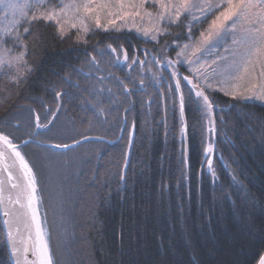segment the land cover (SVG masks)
<instances>
[{
	"label": "trees",
	"instance_id": "trees-1",
	"mask_svg": "<svg viewBox=\"0 0 264 264\" xmlns=\"http://www.w3.org/2000/svg\"><path fill=\"white\" fill-rule=\"evenodd\" d=\"M186 25L171 27L161 52L132 32L93 26L83 44L75 31L61 38L40 21L29 38L38 71L20 85L0 78V133L13 144L34 140L19 151L36 177L55 264H257L264 254V105L206 90L216 132L206 131L202 101L183 79L190 75L167 64L172 45L189 38ZM173 68L185 100L187 157ZM37 115L46 128L36 127ZM86 137L102 141L63 152L46 146ZM209 143L215 176L212 153L204 155ZM7 253L0 220V264L11 263Z\"/></svg>",
	"mask_w": 264,
	"mask_h": 264
},
{
	"label": "snow or ice",
	"instance_id": "snow-or-ice-1",
	"mask_svg": "<svg viewBox=\"0 0 264 264\" xmlns=\"http://www.w3.org/2000/svg\"><path fill=\"white\" fill-rule=\"evenodd\" d=\"M0 7L12 13V20L8 24L0 23V78H7L12 84L26 83L38 71L29 60V38L34 23L43 21L54 24L61 38L75 30L76 42L83 44L88 43L85 37L93 31V26L104 31L110 28L115 31L121 28H128L129 31L135 29L143 39L155 41L160 51L165 52L169 43L164 40L161 44V38L172 36L170 29L173 25L179 26L182 20L188 21L186 27L191 40L192 21H200L212 13L214 18L208 28L200 33L195 45L184 44L177 53V57H184V61L167 59V64L170 67L182 62L194 65L189 70L201 83H195L189 76L183 79L192 85L195 96L202 101L208 117L206 131L209 133L214 134L216 128L213 119L214 103L206 94V89L222 92L233 100H256L264 104V0H23L22 3L19 0H0ZM102 18L106 23L101 22ZM117 21L122 23L117 24ZM228 35L232 37V47L224 49L227 55L217 52L210 61L201 56L193 60L186 55L189 49L192 56L202 52L212 55L215 45ZM107 47L111 52H116L111 45ZM98 51L104 54L103 50ZM122 55L124 61L129 60L127 51H123ZM116 60L119 62L120 57L117 56ZM137 61L138 57L133 56L131 64ZM89 62L95 64L96 57H91ZM139 63L143 65L145 61ZM157 63L161 61L157 60ZM171 75L176 78V90L179 91L178 70L173 68ZM125 91L128 89L125 88ZM55 95L60 97L62 93L56 92ZM184 106V95L181 93L179 110L182 136L186 132ZM35 119L37 128L47 127V124L39 123L38 115ZM261 141L264 143V136ZM0 144L6 145L15 157L12 164L4 168L12 191L5 194L4 181L0 180V205H5L4 216L8 217L4 223L8 227L6 240L11 252L9 259H14V264H55L47 231L38 216L33 169L17 146L3 133H0ZM205 152H213L211 143ZM3 156L4 153L0 152V158ZM17 162L19 177L10 170L16 167ZM207 164L212 170L211 159ZM212 175L215 176L214 170ZM257 264H264V254L259 256Z\"/></svg>",
	"mask_w": 264,
	"mask_h": 264
},
{
	"label": "water",
	"instance_id": "water-1",
	"mask_svg": "<svg viewBox=\"0 0 264 264\" xmlns=\"http://www.w3.org/2000/svg\"><path fill=\"white\" fill-rule=\"evenodd\" d=\"M193 81L195 82L194 79H193ZM189 86L192 88V85L189 84ZM193 92H194V95H195V91L194 90H193ZM181 93H182V91H181V89H179V91H178L179 96H180ZM206 94H207V92H206ZM183 119H184L185 126H186V120H185L184 113H183ZM213 119L215 121L214 108H213ZM86 138H83V139L79 140V143H74V144L69 145V147H56V145H54V144L46 145V146L49 147L52 150L54 149V151H60V152H62V151H66V150L72 149V148H74V147H76L78 145L85 144L86 142H90V141H102V139L97 138V137H86ZM133 141H134V136L132 135L131 140L129 142L130 145H129V149H128L127 161H129V159H130V155H131L132 147H133ZM184 141H185V150H184L185 151V157H187V151H188L187 150V131L184 134ZM29 143H31V140H26V141H24L21 144H15V145L17 146V148L19 150L20 148H22V146L28 145ZM114 143L115 142H109V144H114ZM0 152H3L4 153L3 158H0V180L4 181L5 194H7L9 191H12V190L10 188V185L7 182L8 173L4 170V168L7 165H11L12 162H13V160L15 159V157L12 155L11 150L8 149L6 145L0 144ZM204 155H205V157H207L208 153L205 152ZM210 159L211 160L213 159V153L211 154ZM212 162H213V160H212ZM207 166H208V164H207ZM18 167H19V165H18V162H17L16 167H12L10 169L13 172V174L15 176H17V177H19V175H20V172L18 171ZM208 169H209V167H208ZM36 187H37V184H36ZM36 196H37V204H36V207L38 209V216H39V219H40V221H41V223H42V225L44 227V224H43V216H42L41 209H40V202L38 200L39 199V196H38V187H37ZM4 211H5V205H0V220H1L2 228H3V232H4V235H5V242H6V246H7V250H8V253L7 254H9V257H10L11 252H10V248H9V246L7 244V240H6V234H7V231H8V227L4 223V221L6 219H8V217L4 216ZM30 258H31V256H30ZM10 262H11L10 264H14V259H10Z\"/></svg>",
	"mask_w": 264,
	"mask_h": 264
},
{
	"label": "rangeland",
	"instance_id": "rangeland-1",
	"mask_svg": "<svg viewBox=\"0 0 264 264\" xmlns=\"http://www.w3.org/2000/svg\"><path fill=\"white\" fill-rule=\"evenodd\" d=\"M19 2L22 3L23 0H19ZM53 2H58V0H53ZM150 10L155 11V9H150ZM196 14L199 15V13H196ZM207 18H210L209 20H212L214 18V15L212 13H208L205 17H202L200 21H192V24H193L192 29L196 28L198 26V24H200L201 22L205 21ZM11 20H12V13L10 11L6 12V10L3 7H0V23L8 24ZM101 22L102 23H106V20L102 18V21ZM186 22L188 23V21H186ZM121 23H122L121 21H117V24H121ZM139 23H140V21H139V19H137V24H139ZM130 25H131V21H129V26ZM96 30H99V31H102V32H110V31L111 32H132V33L136 34L137 36L141 37L139 34L136 33L135 29H132L131 31H129L128 28H121L120 31H115V30H112L111 28L108 31H104L102 29H96ZM73 31H75V30H73ZM200 33L201 32H199L197 34L198 36H195V35H192L191 34V37H192L191 40H189V38H188V40L185 41V42H183V43H179V44L176 43V44H173L172 45L175 48V52H174L175 53V57H174V60L180 59L181 61H184V57H177V53L180 52L181 47L184 44H191V45L194 46L195 43H196V41L200 37ZM149 41H151V40H149ZM152 42H155V41H152ZM177 45H179L180 47H178ZM226 47H228V48H231L232 47V37H231V35H228L227 37H225L224 39L220 40L215 45V47L213 48V51H212V55H209V53H207V52H202V53H196V56H192L191 55V49L188 50V52L186 53V55L190 59H193V60H195L197 56H201L203 59H207V60L210 61L211 59L215 58V54L217 52H219L221 54L227 55V53L224 52V49ZM203 59L200 61L201 63L203 62ZM179 64L182 65L185 68L186 72L190 75L189 77L190 78H193L195 80V83H201V81L197 80L196 77H195V75L192 72H190V70H189L190 67H194V65L190 66L187 62H182V63H179ZM201 86H203V85H201ZM210 91H212V90H210ZM248 101H255V102L260 103L259 101H256V100H248ZM260 104H262V103H260ZM30 140H31V142H34L33 139H30ZM54 142H55L54 145H63L59 141H54ZM114 142L116 143V141H114ZM64 145H66V143H64ZM44 228L47 231L46 225H45ZM47 234H48V231H47Z\"/></svg>",
	"mask_w": 264,
	"mask_h": 264
},
{
	"label": "flooded vegetation",
	"instance_id": "flooded-vegetation-1",
	"mask_svg": "<svg viewBox=\"0 0 264 264\" xmlns=\"http://www.w3.org/2000/svg\"><path fill=\"white\" fill-rule=\"evenodd\" d=\"M125 51V50H124ZM124 61V60H123Z\"/></svg>",
	"mask_w": 264,
	"mask_h": 264
}]
</instances>
